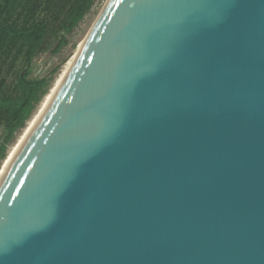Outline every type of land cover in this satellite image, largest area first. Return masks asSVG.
Listing matches in <instances>:
<instances>
[{
    "label": "water",
    "instance_id": "95a60500",
    "mask_svg": "<svg viewBox=\"0 0 264 264\" xmlns=\"http://www.w3.org/2000/svg\"><path fill=\"white\" fill-rule=\"evenodd\" d=\"M0 264H264V0H107L0 176Z\"/></svg>",
    "mask_w": 264,
    "mask_h": 264
},
{
    "label": "trees",
    "instance_id": "16d2710c",
    "mask_svg": "<svg viewBox=\"0 0 264 264\" xmlns=\"http://www.w3.org/2000/svg\"><path fill=\"white\" fill-rule=\"evenodd\" d=\"M94 1L0 0V126L6 133L0 145V164L6 144L47 93L50 78H28L32 61L44 52L56 54L67 45V36L91 11ZM8 75H13L11 81Z\"/></svg>",
    "mask_w": 264,
    "mask_h": 264
},
{
    "label": "rangeland",
    "instance_id": "374dc122",
    "mask_svg": "<svg viewBox=\"0 0 264 264\" xmlns=\"http://www.w3.org/2000/svg\"><path fill=\"white\" fill-rule=\"evenodd\" d=\"M106 1L107 0H95L94 1V5L91 11L78 24V26L73 30V32L67 36L68 44L65 45L58 53L51 54L48 51V52L39 54L32 61V64L29 69L28 78L29 79H41L43 77L50 78L48 82V89H47V92H48V90L52 86L56 77L62 71L63 67L68 62V60L75 54V51L77 50L79 44L84 40V38L88 34L90 28L92 27L94 21L96 20L97 16L102 10ZM17 69H19V66H17ZM5 73L6 71H4V74ZM6 78H7V81H11L13 79V75H8ZM38 105L36 106L33 113L36 111ZM27 122L25 123L24 127L26 126ZM24 127L20 129L18 132H16L13 139L6 144L4 159L6 158L7 153L9 152L11 147L16 143ZM5 136H6V133L4 129L0 126V145L3 143ZM4 159L1 161V164L4 161Z\"/></svg>",
    "mask_w": 264,
    "mask_h": 264
},
{
    "label": "bare ground",
    "instance_id": "6f19581e",
    "mask_svg": "<svg viewBox=\"0 0 264 264\" xmlns=\"http://www.w3.org/2000/svg\"><path fill=\"white\" fill-rule=\"evenodd\" d=\"M82 42L79 44L77 50L75 51V54L68 60V62L63 67L62 71L56 77V79L54 80L52 86L50 87V89L48 90V92L45 94V96L41 100L40 104L38 105L36 111L33 113L32 117L28 120L26 126L24 127V129L22 130L21 134L19 135L16 143L11 147V149L7 153L6 158L4 159L2 164L0 165V176H1L2 172L4 171L5 167L7 166V164L9 163V161L11 160V158L13 157V155L15 154L16 150L18 149V147L20 146V144L22 143V141L24 140V138L28 134L30 128L32 127L34 121L36 120L38 114L40 113L41 109L45 105L46 101L51 96V94L53 93V91L55 90V88L57 87L59 82L62 80L64 74L69 69L71 64L74 62L75 57H76V55H77V53H78V51H79V49H80V47L82 45Z\"/></svg>",
    "mask_w": 264,
    "mask_h": 264
}]
</instances>
